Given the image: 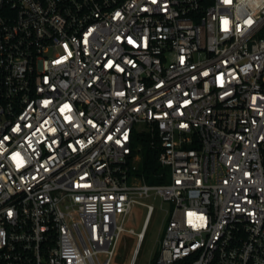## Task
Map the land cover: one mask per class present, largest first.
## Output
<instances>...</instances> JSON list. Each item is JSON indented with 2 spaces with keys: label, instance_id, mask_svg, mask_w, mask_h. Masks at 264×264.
I'll return each mask as SVG.
<instances>
[{
  "label": "built area",
  "instance_id": "built-area-1",
  "mask_svg": "<svg viewBox=\"0 0 264 264\" xmlns=\"http://www.w3.org/2000/svg\"><path fill=\"white\" fill-rule=\"evenodd\" d=\"M151 198L156 264H264V0H0V264H136Z\"/></svg>",
  "mask_w": 264,
  "mask_h": 264
},
{
  "label": "rangeland",
  "instance_id": "rangeland-1",
  "mask_svg": "<svg viewBox=\"0 0 264 264\" xmlns=\"http://www.w3.org/2000/svg\"><path fill=\"white\" fill-rule=\"evenodd\" d=\"M141 128V126L139 127ZM141 142H136L140 145ZM167 182H169L170 170L166 169ZM149 204L155 207V213L151 219L149 229L147 231L145 241L140 249V254L136 264H155L158 258L160 242L164 237L167 220L173 210V206L169 203H162L161 200H154L153 198L147 201ZM168 212V213H167ZM146 209L137 206L134 208V217L129 223V228L139 233L142 229L145 217ZM168 214V216H167ZM137 244V237L125 233L119 242L117 248V255L114 258V264H130L134 249Z\"/></svg>",
  "mask_w": 264,
  "mask_h": 264
},
{
  "label": "trees",
  "instance_id": "trees-1",
  "mask_svg": "<svg viewBox=\"0 0 264 264\" xmlns=\"http://www.w3.org/2000/svg\"><path fill=\"white\" fill-rule=\"evenodd\" d=\"M156 147H152V142ZM141 142L144 145V173L149 184H165L167 182L166 169L162 168L159 163V154L161 145L158 138L154 140L149 134H144L141 137ZM156 264V263H155Z\"/></svg>",
  "mask_w": 264,
  "mask_h": 264
}]
</instances>
